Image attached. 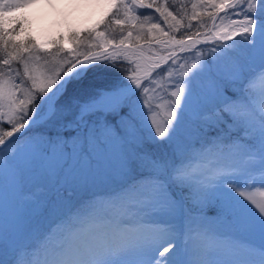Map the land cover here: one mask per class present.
I'll use <instances>...</instances> for the list:
<instances>
[{"label":"snow or ice","instance_id":"6c2138e0","mask_svg":"<svg viewBox=\"0 0 264 264\" xmlns=\"http://www.w3.org/2000/svg\"><path fill=\"white\" fill-rule=\"evenodd\" d=\"M32 2L0 0V264H264V204L250 194L264 190V0H191L190 16L185 0H114L102 27L121 38L94 29L102 51L47 72L5 27ZM198 8L214 9L211 28ZM29 146L57 177L39 212L18 180ZM77 160L112 190L76 186Z\"/></svg>","mask_w":264,"mask_h":264},{"label":"rangeland","instance_id":"374dc122","mask_svg":"<svg viewBox=\"0 0 264 264\" xmlns=\"http://www.w3.org/2000/svg\"><path fill=\"white\" fill-rule=\"evenodd\" d=\"M114 0H112L109 3V6L104 11L103 15L99 16L96 20H90V21H84L81 25H75L73 23L72 17H74V13L76 11H70L67 15L62 17L61 19H57V23L55 22L53 26L49 27L48 30H42L41 27L37 24V16L34 12L35 10L32 7V3L27 4V6L22 8H16L10 12H7L8 15L6 18L5 26H8L6 28L9 29V27H16L20 23L24 24L21 26H29L28 33L29 37L33 39L35 44L39 47L40 53L39 54H45V51L48 50V47H51L52 44L55 43V41L58 40L62 42V50L65 52V55L49 59L46 58L49 63L45 66L43 64V60L40 62V64L36 65V70L40 72H47L49 69H56L63 66L64 61L70 59L68 53L71 51L73 55L78 54V50L75 48V46L71 43L70 40L67 39V36L73 35L74 33H81L86 32L89 33L92 30L96 29L97 31H104L103 30V24L109 17V15L114 11L112 7V3ZM109 8V9H108ZM106 12V13H105ZM73 13V14H72ZM18 18V20H17ZM120 18L125 19L123 11L120 13ZM19 19L21 20L19 22ZM90 22V23H89ZM154 22V21H150ZM217 23L220 24V20L217 19ZM227 24V17L224 16V25ZM211 25V20L209 22V28ZM222 25V26H224ZM125 27H129V25H125ZM116 30V31H115ZM112 33L115 31L118 33L119 36H121V33L119 31V27L116 25H111L110 30ZM109 31L106 34H109ZM106 32V31H105ZM116 33V34H117ZM126 34V33H125ZM135 35V32H134ZM108 38H110L109 35H107ZM93 43L100 44L103 46L104 44V38L98 37L95 34H93ZM146 40H151L152 38L149 36H145ZM91 42V43H92ZM152 47L154 49H157L159 46L152 44ZM61 49V48H60ZM102 49V48H101ZM102 51V50H100ZM99 52V51H96ZM162 54V53H161ZM44 57L43 55H41ZM188 63H191V58H188ZM13 68H15L17 65L13 63ZM179 72V69H177L176 72L173 73V75H177ZM163 84L164 88H167L168 81L167 78H165L163 81H157V84ZM162 91H157L153 98L152 103L159 104V107L156 109L157 112V118L160 120H163L167 117L169 108L167 105V97L163 96L159 101L157 98V94H159ZM19 142V141H18ZM10 150V149H9ZM20 175L18 177V180L21 184V186L27 191L31 190L33 193H35L34 200L36 201L33 206H27L29 211L32 212H39L43 206L51 200L56 192L58 191V185L55 189L53 187V184L55 183V179H57L56 176H52L51 178L45 174V169L47 165L43 162H41L33 152V147L29 146L27 147L21 154L20 157ZM57 172L60 173L61 171H67L62 169V163L56 162L54 165ZM72 174L74 178L77 181V185L79 186L80 183H84L88 186V190L91 191H97V190H105L108 185L101 183V176L100 172L98 170H93L88 168L86 165L80 163L78 160L73 163L72 168ZM55 178V179H54ZM40 184L44 187H34L35 185ZM55 189V190H54ZM6 191V184H5V178L2 172H0V221L3 219L4 214V197L3 194ZM172 191L175 192L176 197L178 199H182L183 195L180 190L176 191L175 186L172 187ZM262 192L264 190H255L251 195L257 200L258 203L264 204V195H262ZM38 198V199H37ZM58 211H61L60 213H54L50 216V218H55L56 215H59L63 212L62 207H58Z\"/></svg>","mask_w":264,"mask_h":264},{"label":"bare ground","instance_id":"6f19581e","mask_svg":"<svg viewBox=\"0 0 264 264\" xmlns=\"http://www.w3.org/2000/svg\"><path fill=\"white\" fill-rule=\"evenodd\" d=\"M111 1L112 0H33L32 7L37 16V24L45 31L53 26L55 22L57 23V19H61L70 11H76L72 20L77 26L83 24L84 21H94L99 16L103 15Z\"/></svg>","mask_w":264,"mask_h":264},{"label":"trees","instance_id":"16d2710c","mask_svg":"<svg viewBox=\"0 0 264 264\" xmlns=\"http://www.w3.org/2000/svg\"><path fill=\"white\" fill-rule=\"evenodd\" d=\"M169 3H171V0H169ZM185 3H187V5H188V7H187V15L190 16L191 13H192L191 0H185ZM209 11H214V9H211V8H208V9H200V8H198L197 9V12L204 13L201 16L200 23L207 24L208 26H209L210 19L207 17L206 13L209 12ZM7 16L8 15L5 13V17H7ZM220 16H224V13H221ZM17 20H18V18H17ZM20 21L21 20L19 19V22ZM186 22H187V20H185V23ZM193 23L195 24L196 22L193 21ZM21 25H24V24H22V23L19 24V27L17 29V32L15 33V35L12 36V39L15 40V41H18V42H27L29 40L33 41V39L31 38V36L29 37V33H28L29 26H24L23 27ZM5 27H8V26H5ZM11 28H13V27H9V29H11ZM103 30L106 31V33H107L110 30V28L107 29V30L103 28ZM195 30L196 29L194 28L193 31H195ZM200 30L201 31H204L203 28H201ZM100 31H101V29H100ZM115 31L113 33L111 31H109V34H107V35H109L110 38H108V37L107 38L108 39L115 38L116 40H119L121 38V36H119L118 33L115 32ZM92 37H89L88 36V33H86V32H81V33H74L73 35H70L69 34L67 36V39L70 40L71 43L75 46V48L78 50V54L77 55H82L83 53L88 52V51L96 52V51L102 50L100 47H97L96 44L92 42L93 41L92 40L93 39ZM73 39H75V43H73ZM61 44H62V42H60L58 40V38H57V40L55 41V43L52 44L51 47H48V50L45 51V54L43 53V54H40V55H43L45 58H49V59H52V58H55L56 59V57H60V56L65 55V52L58 51V49H60V48L62 49ZM48 53H50V55H46ZM163 96H166L163 91L160 92L159 94H157V98H158L157 101H159L161 98H163ZM55 180L56 181L53 184V187L56 189L58 184H57V179H55ZM104 189H105V191H111L112 190V186L111 185H108ZM175 189H176V191L180 190L183 196L185 195L182 192L181 189H179L177 187H175ZM58 209L59 208L57 207L54 213H56V214L57 213H60L61 211H58ZM205 211L209 214V217H211L212 213L214 212V209L211 206H209L208 208L205 209Z\"/></svg>","mask_w":264,"mask_h":264},{"label":"water","instance_id":"95a60500","mask_svg":"<svg viewBox=\"0 0 264 264\" xmlns=\"http://www.w3.org/2000/svg\"><path fill=\"white\" fill-rule=\"evenodd\" d=\"M211 24H212V21H211ZM210 28H211V25H210ZM17 135H19V134H17Z\"/></svg>","mask_w":264,"mask_h":264}]
</instances>
